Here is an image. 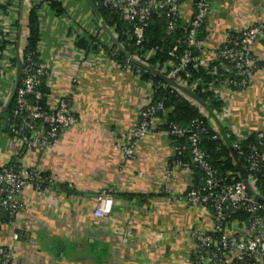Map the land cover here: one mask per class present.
Here are the masks:
<instances>
[{
	"label": "crops",
	"instance_id": "crops-1",
	"mask_svg": "<svg viewBox=\"0 0 264 264\" xmlns=\"http://www.w3.org/2000/svg\"><path fill=\"white\" fill-rule=\"evenodd\" d=\"M50 1L26 2L28 9L40 5L38 53L47 67V104L54 108L60 100H68L76 122L47 153L33 151L21 163L37 165L70 192L53 188L49 199L30 194L24 238L12 242L16 264L185 263L183 256L192 249L190 231L209 229V223L201 224L197 213L180 200L190 185V170L172 166V143L157 133L161 132L158 123L135 149L134 160H127L121 150L152 97V85L112 60L105 48L112 49L111 41L80 1L52 0L62 5L63 15L50 8ZM209 4L201 56L205 64L216 60L227 35L264 23V0H209ZM191 15L187 3L183 17ZM18 19L20 2L0 0V105L4 106L14 93L16 73L9 63L16 57L19 29L13 25ZM87 38L99 40L102 51L92 54L77 46ZM255 55L260 67L249 88L228 93L231 117L221 121L211 116L219 132L234 126L264 132V36ZM0 156L1 162L14 158L4 146ZM167 164L172 169L170 179L163 177ZM106 188L115 191L113 211L99 220L94 215L97 197ZM118 194L153 197L128 199ZM11 232L6 231L8 240Z\"/></svg>",
	"mask_w": 264,
	"mask_h": 264
},
{
	"label": "built area",
	"instance_id": "built-area-1",
	"mask_svg": "<svg viewBox=\"0 0 264 264\" xmlns=\"http://www.w3.org/2000/svg\"><path fill=\"white\" fill-rule=\"evenodd\" d=\"M187 3L192 7L190 18L183 17V7ZM103 5L115 11L124 22L133 26V32L129 34L128 40L134 41L135 51L132 55L138 61L149 65L148 61L156 55V51L145 52L141 46L145 40V30L152 22L153 16L163 15L167 19L166 27L169 34L175 32L178 20H181L185 36L184 39L178 40L177 45L169 52L167 62L153 67L184 86L187 84L181 79V74L186 73L190 65L197 63L206 69L209 68L210 63L205 64L201 57L205 41L199 38V33L210 16L209 0H103ZM114 35L117 37L115 33ZM263 36L264 23L260 22L246 27L240 33L227 35L226 42L218 49L216 60L233 65V70L241 78L238 82H225L215 90L216 97L224 103L221 113L214 112L219 120L224 121L232 115L227 103L228 93L232 92L233 88L239 89L238 92H244L249 88L260 62L255 55V48ZM182 45H184L182 54L178 55L179 46ZM100 50L102 51L101 48ZM197 51L199 54L195 56ZM9 64L13 68V64ZM24 64L21 86L15 94L17 108L14 112V117L21 120V125L2 120V125H7L9 130L0 133V150L4 146L12 151L14 156L7 162L0 161V264H16V247L13 243L23 239L24 218L32 202L30 194L36 193L39 197L49 199L56 183L51 175L46 177V172L37 165H25L21 161L33 151L39 154L47 153L62 132L76 122L69 111L70 105L66 99L60 100L54 108L48 105L49 111H44L41 106L30 103L29 96H33L39 102L43 99L38 87L42 83L41 78L48 75L47 67L41 63H34L30 56H27ZM125 69L141 78V72L133 70L132 66L127 65ZM149 83L152 85L151 96H153V84ZM188 88L194 91L195 86ZM160 109L161 107L157 109L152 106L151 97L148 104L139 112V120L130 132L129 141L121 147L127 160L135 159V149L151 134L154 124L161 122L155 117V113ZM201 112L208 117L205 110L201 109ZM33 123H37L35 129ZM202 125L203 122L195 120L189 128L173 125L170 131L157 132L167 137L170 135L178 138L187 137V148L172 146L174 155L188 149L192 162L205 175L204 187L193 188L180 197L189 211L197 213L198 219L203 221L201 224L209 223V229L196 228L190 231L192 249L183 256L185 263L181 262V264H264V203L257 202L241 182L228 185L222 182L219 172L212 168L206 153L200 148L201 134L207 130L206 127L201 128ZM210 125L218 136L220 132L215 121L211 119ZM229 131L236 139L232 143V148L238 151L239 156L245 155L240 143L254 133L264 147L262 131L255 132L240 126L230 127ZM217 136L215 139L218 138ZM22 154L21 160L16 163L14 159H18ZM247 163L245 167L250 184L255 193L264 197V189L258 187L259 175H263L264 179V150L255 149L248 157ZM173 167L189 169L193 176L192 170L181 162L175 163ZM171 175V165L167 164L163 177L170 179ZM233 175V173L228 174L231 177ZM114 193L115 191L110 188L103 189L99 193L94 211L95 217L99 220H105L112 214ZM4 212L7 213L6 218L2 216ZM241 213L247 215L248 219L236 218ZM8 228L12 231L11 240L6 237Z\"/></svg>",
	"mask_w": 264,
	"mask_h": 264
},
{
	"label": "trees",
	"instance_id": "trees-1",
	"mask_svg": "<svg viewBox=\"0 0 264 264\" xmlns=\"http://www.w3.org/2000/svg\"><path fill=\"white\" fill-rule=\"evenodd\" d=\"M78 1L84 3L83 0ZM18 2H20V0H18ZM92 2L100 12L103 21L107 24L111 31H113L117 35L120 43L124 46V48L131 54H134V41L128 40L129 34L131 35V33L133 32V26H130L129 24L124 22L119 14H117L115 11L105 7L103 5V0H92ZM49 6L59 15H63L65 13L62 5L57 1L51 0ZM39 8L40 5H36L31 9H28L26 7L23 20L21 21L20 19H18L13 25V29L18 30L20 27H22L23 29V36L21 38V54L25 63L27 56H30L34 63L40 64V57L38 53V45L40 43V24L38 16ZM93 18L97 23V19L94 16ZM166 24L167 19L163 15H154L152 22L145 30V40L141 48L145 52L151 50L156 51V55L150 61H148L149 65L155 67L158 65H163L169 60L168 54L177 45V41L184 39L185 35L181 20H178L177 28L172 34H169L167 32ZM206 27L207 22L206 24H204L199 33V38L202 40H205V37L207 36ZM100 29L101 27L99 28V30ZM26 32L28 33L27 36L25 35ZM77 46L85 48L87 49V51H91L93 52L92 54H95L100 50L102 44L99 42V40L87 38L78 41ZM183 47L184 45L179 46L178 55L182 54ZM105 48L106 52L109 53L108 55L112 58V60L118 62L123 68L127 65H130L132 66L133 70H139L141 72V79L145 82H151L153 84L152 106L156 107L157 109L161 107V109L157 110V112L155 113V117L159 118L161 121L157 127L158 130L170 131L173 125H177L181 128H189L192 127L195 120H200L201 122H203L201 128H207L206 132L201 134L200 148L206 153L209 164L212 166V168L219 172L220 178L222 179V182L224 184L228 185L231 183L240 182L239 175L235 170V159L232 151V143L236 141L235 137L233 136L231 131L224 128L217 136L210 125L211 116H213L214 112L221 113L224 108V103L218 97H216L215 90L224 85L225 82L241 81V78L237 75L235 70H233V65L229 64L228 62L215 60L213 63H210L209 68L206 69L195 63L188 67L186 73L181 74V79L186 82L187 86H195L194 91L207 104L205 112L208 114V117H205L201 112V109L197 105L190 102L176 90L166 86L157 77L130 64L125 59L124 55H122L113 45L111 50H108L107 47ZM198 54L199 51L195 52V56H197ZM11 63L13 64L14 69L16 67V59L11 61ZM259 67L260 62L258 63V69ZM22 78L20 80L18 89L21 86ZM41 81L42 83L40 87H38V90L43 95V99L40 102L37 101L33 96H29L28 99L31 104L39 105L43 108L44 111H49L47 101L48 96L50 95V89L47 83V76L41 78ZM233 91L238 92L239 89L233 88ZM15 97L16 96L13 93L9 99V101L12 102L9 105L7 111L4 114L0 115V125L2 126L0 127L1 134L6 133L9 130V127H6L7 125H2V120H8V122L10 121L11 124H15L18 126L21 125V120L14 117V112L17 108ZM5 107L6 106L1 104L0 110L4 111ZM36 126L37 123H33V129H35ZM215 136H217L218 138L215 139ZM169 139L172 143V146H186V148L188 146L187 137L178 138L175 135H170ZM240 146L245 155L239 156L238 151L235 152L237 154L238 160L241 161L245 166L248 165L247 159L255 149L259 151L264 150L262 141L257 137V134L255 133L249 136L245 141L241 142ZM22 156L23 154L20 155L18 159H14V161L18 163L19 159ZM177 162H181L183 165L188 166L193 172L192 182L184 194L188 193L193 188L197 189L204 187L205 175L197 167V165L192 162V157L188 149L182 151V153H175L174 157L171 160L172 166ZM229 173H233V177L228 176ZM45 176L49 177L50 174L45 173ZM60 186V184H55L54 188H61L64 191L70 192L67 187ZM258 187L264 189L263 175H259ZM119 196H125L128 199L142 198L143 200L151 199V197H153L152 195H148V197L150 196L149 198H145L146 195H137V197H135L136 195L132 194H118L116 197ZM236 218L247 220L248 216L241 213L238 214ZM22 235L24 236V234Z\"/></svg>",
	"mask_w": 264,
	"mask_h": 264
},
{
	"label": "water",
	"instance_id": "water-1",
	"mask_svg": "<svg viewBox=\"0 0 264 264\" xmlns=\"http://www.w3.org/2000/svg\"><path fill=\"white\" fill-rule=\"evenodd\" d=\"M26 1L27 0H20V20H23L24 17V11L26 8ZM84 3L88 6L90 12L92 15L97 19L99 22V25L101 29L103 30L104 34L107 36V38L111 41L112 45L122 54L124 55L125 59L135 67L144 70L153 76L157 77L160 79L166 86L171 87L172 89L176 90L179 92L181 95H183L186 99H188L190 102L193 104L197 105L199 108L205 110L207 108V104L199 97V95L188 88L187 86H184L180 84L179 82L175 81L174 79L164 75L160 70L156 69L152 65H147L143 62L138 61L136 58L133 57V55L128 52L124 46L120 43V40L118 37L114 35V33L111 31V29L107 26V24L103 21L102 16L100 12L98 11L97 7L95 4L92 2V0H83ZM23 36V29L22 27L19 28V41L17 42V48H16V69H15V88H14V95L17 93L18 86L20 84V80L23 76L25 64L23 62L22 58V52H21V38ZM12 101H9L8 104L6 105L4 111L0 112V115L4 114L9 105L11 104ZM233 151V156L235 159V170L237 171L239 175V180L245 187L246 191L257 201V202H263L264 203V197L258 195L255 193L253 190L250 181L248 179V173H247V168L245 165L238 160L236 152L232 149ZM3 217H7V213L4 212Z\"/></svg>",
	"mask_w": 264,
	"mask_h": 264
},
{
	"label": "rangeland",
	"instance_id": "rangeland-1",
	"mask_svg": "<svg viewBox=\"0 0 264 264\" xmlns=\"http://www.w3.org/2000/svg\"><path fill=\"white\" fill-rule=\"evenodd\" d=\"M27 2V1H26ZM27 4V3H26ZM85 7H87L84 3H82ZM28 5H26V7H27ZM87 10L89 9V8H86ZM96 23V22H95ZM96 24H99V22L97 21V23ZM99 27H100V25H98Z\"/></svg>",
	"mask_w": 264,
	"mask_h": 264
}]
</instances>
